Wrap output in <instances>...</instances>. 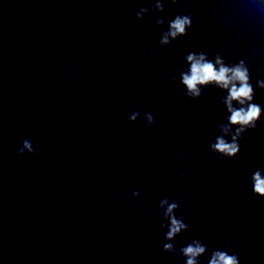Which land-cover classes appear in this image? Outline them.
I'll return each instance as SVG.
<instances>
[{"label": "clouds", "instance_id": "1", "mask_svg": "<svg viewBox=\"0 0 264 264\" xmlns=\"http://www.w3.org/2000/svg\"><path fill=\"white\" fill-rule=\"evenodd\" d=\"M171 3L177 4L178 0H171ZM154 7L156 11H164L162 0H156ZM148 11V8H141L135 13V16L137 19H143L144 13ZM163 23L162 18H156V25H162ZM193 24L194 19L190 13L176 15L169 22L168 30L161 35L159 43L162 46H166L173 40L187 35ZM148 51H151V49H148ZM185 61L189 67L186 71H181L180 79L186 88V96L197 99L202 95L201 86L210 84L227 92L222 102L230 114L227 117L228 122L218 126L222 135L216 136L215 140L210 144V149L218 159L237 157L241 151L240 140L246 132L258 127L261 123L262 115H264V107L254 102L256 89L264 91V72L260 73L261 78L256 80L254 86L251 82L248 64L243 59L229 64L219 52L212 59H209L206 53L200 51L187 53ZM140 115L139 111L133 112L129 116V121H136ZM144 118L145 126L151 128L155 122L153 114L150 111H145ZM225 136H231V141L226 140ZM25 151L35 154L33 144L28 139L22 142L19 154H23ZM177 158H182V153H177ZM186 178L187 174L181 173V179ZM251 181L254 194L264 197V173H262L260 168L254 170ZM132 195L139 196L140 193L134 191ZM180 203L179 194H177L175 200L169 201L168 198H162L159 201L158 207L163 209V215L168 220L165 233V239L168 241L173 240L189 227L182 218H178L175 214L180 208ZM162 250L164 252L176 251L175 246L171 243L164 244ZM179 251L185 257V264H199L198 258L207 251V246L201 241L195 240L181 247ZM208 264H240V259L237 254L229 255L226 251L215 250Z\"/></svg>", "mask_w": 264, "mask_h": 264}]
</instances>
